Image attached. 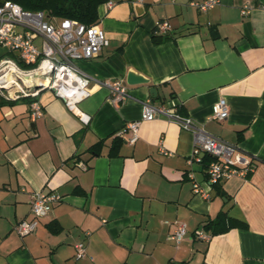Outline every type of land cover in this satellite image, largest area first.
<instances>
[{
  "label": "crops",
  "instance_id": "1",
  "mask_svg": "<svg viewBox=\"0 0 264 264\" xmlns=\"http://www.w3.org/2000/svg\"><path fill=\"white\" fill-rule=\"evenodd\" d=\"M108 1L96 22L108 45L76 60L91 77L80 103L92 115L88 125L51 89L40 92L43 115L35 119L29 97L0 94V264H264V0H219L208 11L191 4L200 0ZM162 20L168 38L155 40ZM132 70L148 82L126 84L130 97L113 105L98 81L125 82ZM220 98L228 116L212 119ZM144 99L237 144L253 170L208 185L207 153L189 163L193 133L164 116L140 121L137 140L113 149L116 131L140 119ZM100 140V154L92 155L88 148ZM189 172L209 198L193 191ZM38 190L61 199L20 235L16 224L33 217ZM221 211L247 225L198 238L195 231ZM178 222L187 231L176 243L170 234ZM78 241L86 245L80 258Z\"/></svg>",
  "mask_w": 264,
  "mask_h": 264
},
{
  "label": "built area",
  "instance_id": "2",
  "mask_svg": "<svg viewBox=\"0 0 264 264\" xmlns=\"http://www.w3.org/2000/svg\"><path fill=\"white\" fill-rule=\"evenodd\" d=\"M143 1V0H137ZM219 0L193 1L191 4L200 11H208ZM108 6L113 2L108 1ZM248 13L247 8L242 9ZM157 33L164 35L170 31L167 20L156 24ZM109 40L103 28L97 23L84 24L72 18L52 19L46 11L29 10L12 0L0 3V44L6 46L13 55L0 59V94L6 99L30 98V116L32 119L43 115V105L39 94L44 89H51L66 104L67 108L83 123L88 125L92 115L80 108V103L90 95V76L76 64L78 59H89L99 54ZM26 77V78H25ZM108 90V99L118 105L130 97L126 83L122 79H103L98 81ZM142 113L140 119L128 121L117 134L129 133L126 140L134 143L138 138V126L142 120H153L164 116L180 127L190 130L194 135L193 154L188 159L201 160L199 152L213 157L205 166V179L208 185H214L233 175L246 177L254 168L253 158L237 144L225 141L198 126L192 118L182 115L173 106L154 103L150 99L140 101ZM229 107L224 98L213 106L210 117L222 120L228 116ZM192 189L195 193L209 198L210 191L193 178ZM61 196L56 192L35 191L31 197L30 220L21 219L16 224L20 235L36 229L39 218L46 216L52 205ZM187 231L186 223L178 222L170 238L179 243ZM195 235L209 240L211 234L204 228L195 231ZM75 257L86 254L84 241L75 245Z\"/></svg>",
  "mask_w": 264,
  "mask_h": 264
},
{
  "label": "trees",
  "instance_id": "3",
  "mask_svg": "<svg viewBox=\"0 0 264 264\" xmlns=\"http://www.w3.org/2000/svg\"><path fill=\"white\" fill-rule=\"evenodd\" d=\"M25 9L29 10H43L47 14L56 20H61L63 18H72L84 24H95L98 20V6L107 0H12ZM169 33V32H168ZM168 33L161 35L156 33L154 29L152 31V36L155 40H162L163 38H168ZM7 54L13 55L12 52L7 50ZM6 99L5 97H2ZM9 100V99H7ZM119 131V130H118ZM114 135L113 149H117L124 138L125 134ZM103 145V140L98 141L94 145L88 148V151L92 155L100 154ZM208 156V157H207ZM209 154L203 156V160H211ZM208 162V161H207ZM246 222L242 219H238L228 215L225 211L219 212V214L213 220L208 221L204 224L203 228L209 232L211 235H216L228 231L233 227H244Z\"/></svg>",
  "mask_w": 264,
  "mask_h": 264
},
{
  "label": "water",
  "instance_id": "4",
  "mask_svg": "<svg viewBox=\"0 0 264 264\" xmlns=\"http://www.w3.org/2000/svg\"><path fill=\"white\" fill-rule=\"evenodd\" d=\"M1 2H3V0H0V3ZM143 82H148V79H146L140 73H137L133 70L128 72V75H127L126 80H125L126 84H136V83H143ZM150 93L152 94V96L155 97L157 95L156 88L151 87Z\"/></svg>",
  "mask_w": 264,
  "mask_h": 264
},
{
  "label": "rangeland",
  "instance_id": "5",
  "mask_svg": "<svg viewBox=\"0 0 264 264\" xmlns=\"http://www.w3.org/2000/svg\"><path fill=\"white\" fill-rule=\"evenodd\" d=\"M7 50H8V48L6 46L0 44V53H3L5 51H7ZM5 56H10V55L9 54H6Z\"/></svg>",
  "mask_w": 264,
  "mask_h": 264
},
{
  "label": "bare ground",
  "instance_id": "6",
  "mask_svg": "<svg viewBox=\"0 0 264 264\" xmlns=\"http://www.w3.org/2000/svg\"><path fill=\"white\" fill-rule=\"evenodd\" d=\"M26 78V77H25Z\"/></svg>",
  "mask_w": 264,
  "mask_h": 264
}]
</instances>
